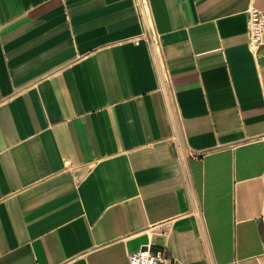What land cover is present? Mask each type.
Listing matches in <instances>:
<instances>
[{
    "label": "crops",
    "instance_id": "crops-1",
    "mask_svg": "<svg viewBox=\"0 0 264 264\" xmlns=\"http://www.w3.org/2000/svg\"><path fill=\"white\" fill-rule=\"evenodd\" d=\"M0 0V264H264V0Z\"/></svg>",
    "mask_w": 264,
    "mask_h": 264
},
{
    "label": "built area",
    "instance_id": "built-area-1",
    "mask_svg": "<svg viewBox=\"0 0 264 264\" xmlns=\"http://www.w3.org/2000/svg\"><path fill=\"white\" fill-rule=\"evenodd\" d=\"M137 15L147 27L149 20L148 0H134ZM248 43L255 47L264 45V10L248 9ZM128 264H172L171 259L160 251H153L150 243L132 251L128 255Z\"/></svg>",
    "mask_w": 264,
    "mask_h": 264
}]
</instances>
